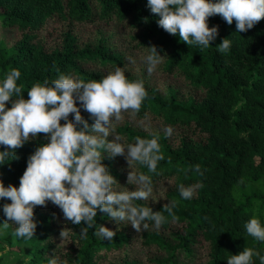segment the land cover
I'll return each mask as SVG.
<instances>
[{
  "label": "trees",
  "instance_id": "1",
  "mask_svg": "<svg viewBox=\"0 0 264 264\" xmlns=\"http://www.w3.org/2000/svg\"><path fill=\"white\" fill-rule=\"evenodd\" d=\"M158 20L147 0H0V82L18 69L16 83L25 100L33 84H51L61 74L99 80L118 66L130 81L143 80L148 97L139 113L125 112L107 139L119 135L127 145L136 136L158 135L164 156L159 175L139 164L129 168L123 156L103 153L102 163L118 182L116 191L135 190L127 184L129 171L151 176L154 191L162 190L136 203L162 211L175 200L178 217L173 222L164 212L168 222L159 230L148 221V229L137 233L127 221L110 222L97 210V227L82 237L86 225L66 221L49 201L34 209L32 239L16 237L11 222L3 229L8 245L31 247L25 264H48L52 257L68 264H227L245 247L264 255V242L244 228L253 217L264 225V19L240 33L235 21L229 25L219 15L210 17L208 26H218V36L208 48L186 45L178 33L160 28ZM225 38L231 41L227 54L216 48ZM152 46L165 58L149 73L144 57ZM81 115L91 126L82 108ZM145 119L148 125L138 126ZM169 126L173 131L166 136ZM47 142L45 134H38L0 165L5 187H19L28 157ZM194 165L202 175L191 169ZM197 183L203 186L191 199L180 196V184ZM5 203L11 201L0 199V224L6 219ZM98 226L116 232L112 241L94 235ZM63 228L72 230L67 238H60ZM3 260L0 255V264ZM253 264H260L258 257Z\"/></svg>",
  "mask_w": 264,
  "mask_h": 264
},
{
  "label": "clouds",
  "instance_id": "2",
  "mask_svg": "<svg viewBox=\"0 0 264 264\" xmlns=\"http://www.w3.org/2000/svg\"><path fill=\"white\" fill-rule=\"evenodd\" d=\"M152 14L158 15L157 24L170 35L179 34L186 45L210 47L218 36V26L209 27L207 20L219 15L227 24L235 21L237 32L252 29L264 19V0H147ZM145 48V47H144ZM220 53L227 54L231 41L222 39L216 46ZM144 57L147 71L152 73L162 63L165 56L158 53L155 46L147 47ZM131 62L132 58H128ZM21 73L12 69L0 82V165L8 158H14L15 151L38 134H45L47 143L37 147L28 157L27 167L20 177L19 187L4 186L0 180V199L10 200L2 206L5 221L0 228L14 224V235L18 238L32 239L37 224L34 222V209L51 202L58 206L66 221L74 225L83 223L80 235L85 237L89 229L97 227L94 217L97 210L107 214L112 221H127L137 232L154 222L159 230L168 222L164 212L175 222L178 217L173 212L176 201L166 203L162 211H153L148 205L136 203L148 200L153 194L154 184L151 176L129 171L127 184L135 190H114L119 185L103 165V153L109 158L123 156L130 168L139 164L149 173H157L158 162L164 160L159 137L150 133L151 138L134 137V143H120L122 137H108L114 131V123L124 119V113L131 110L135 117L148 97L142 79L129 80L122 67H115L103 78L96 80L73 78L61 74L49 84L37 82L27 92L28 99L22 94V86L17 85ZM79 102L80 107H77ZM10 104L11 107H6ZM81 108L93 121L91 126L81 115ZM72 114L73 119H69ZM61 121L64 123L61 124ZM166 136L173 129L165 128ZM170 162V161H169ZM201 174L200 166H191ZM200 183L178 186L180 196L191 199ZM244 228L246 233L258 242H264V225L255 217L249 219ZM72 230L63 228L60 238H67ZM94 235L112 241L116 232L98 226ZM258 257L264 264V255L251 247H245L236 255H230L227 264H253ZM48 264H68L67 260L52 257Z\"/></svg>",
  "mask_w": 264,
  "mask_h": 264
},
{
  "label": "rangeland",
  "instance_id": "3",
  "mask_svg": "<svg viewBox=\"0 0 264 264\" xmlns=\"http://www.w3.org/2000/svg\"><path fill=\"white\" fill-rule=\"evenodd\" d=\"M142 122L143 123L138 126H145L146 124L148 125L149 120L145 119L144 121L142 120ZM159 190L161 191L162 188H158L157 190L153 191L152 195H157ZM110 222H112V220ZM113 224L114 226H117L116 229H122L116 223ZM7 237V233L2 228H0V255H3L4 257L3 264H25L28 261V256L29 252L31 251V247L26 244H21L19 246H10L5 242ZM132 243H136V240H133ZM62 244H65V241H63ZM131 247V245L128 246V250ZM117 254H119V252Z\"/></svg>",
  "mask_w": 264,
  "mask_h": 264
}]
</instances>
